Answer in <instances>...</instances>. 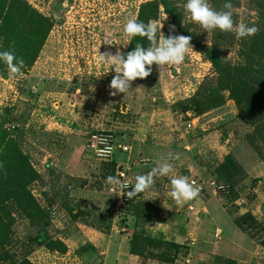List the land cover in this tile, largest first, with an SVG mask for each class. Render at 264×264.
Wrapping results in <instances>:
<instances>
[{
	"label": "rangeland",
	"instance_id": "rangeland-1",
	"mask_svg": "<svg viewBox=\"0 0 264 264\" xmlns=\"http://www.w3.org/2000/svg\"><path fill=\"white\" fill-rule=\"evenodd\" d=\"M149 1L0 0V28L6 33L0 34V51H11L22 61L15 74H9L0 63V132L17 145L16 154L27 166L24 169L19 161L11 163V155L8 151L5 154L7 147L1 146L0 167L4 170L0 179H7L5 175L14 169L26 179L23 196L30 194L38 202L33 214L39 216L43 209L49 212L46 236L53 239L51 249L31 245L28 259L32 264H95V258L92 262L77 259L73 252L83 231L92 228L104 234L99 238L110 247L104 255L106 264L111 263L108 258L119 260L118 256L123 259L119 264L153 263L126 257L137 227L132 217H127L130 227L121 225L126 217L108 199L106 180L101 178L102 161L86 149L90 134L105 130L115 132L119 140L132 146L133 182L159 163L172 164L168 176H154L151 186L134 197L133 210L135 206L158 209L159 220L140 222L145 235L192 245L189 264H224L225 259L227 264L232 260L236 264H264V131L238 117L232 96L224 90L185 133L187 122L174 108L183 102L187 106L201 85L214 77L210 63L194 43L190 42L193 50L181 64L165 66L161 72L153 64L147 77L130 83L127 94L110 95L114 90L108 85L114 72L98 60V54L117 48L128 52L137 43L149 46L151 42L145 37L123 33L127 19L139 21L145 11L143 4ZM239 4L238 21H256L259 15L250 0ZM185 15L187 28L197 29L195 42L208 40L207 31ZM149 21L162 26L165 37L170 34L169 26L174 25L162 8ZM171 34L184 35L176 27ZM8 125L16 129L8 131ZM194 130L204 132L191 141ZM227 156L245 174L241 180L232 181V186L221 181L228 192L217 193L204 186L200 190L198 184V194L190 201L177 203L169 195L172 177L184 176L190 183L194 178L209 182L204 179L212 176L215 166L224 164L225 168ZM256 179L263 182L253 189L250 186ZM233 190L241 200L233 199ZM240 203L244 207H238ZM9 211L15 220L12 238L17 241L11 250L20 257L25 252L23 245L37 228L29 218L16 213L19 211ZM248 212L263 224L262 230L251 231L254 238L240 232L234 223L236 215ZM2 217L6 224L7 218ZM217 228L222 230L221 240L214 236ZM63 243L69 246L65 253H61Z\"/></svg>",
	"mask_w": 264,
	"mask_h": 264
},
{
	"label": "trees",
	"instance_id": "trees-1",
	"mask_svg": "<svg viewBox=\"0 0 264 264\" xmlns=\"http://www.w3.org/2000/svg\"><path fill=\"white\" fill-rule=\"evenodd\" d=\"M239 1L241 0H207L209 6L216 11L226 10L223 6L226 2H229L232 6L231 11L233 13L232 19L234 27L237 23H240L238 21L240 15L237 11L240 9L241 5ZM184 2L185 0H152L146 2L142 6L143 11H145L141 14L139 19V21H143L144 23L149 22V20L157 17L160 8H162L165 13L171 17V23H173L182 34L191 38L190 42L194 43L199 53H201L203 58L210 63L212 67V74L214 76L212 80L201 85V91H197L198 93L190 98V105L188 104L185 106V102L182 103L183 105L177 104L174 108V110L176 108L179 109L175 111L177 112L176 114H182L181 119L183 118L186 122L195 118L201 119V116L209 109L210 103L219 95L218 92L226 90L230 93L237 106L238 117H240L245 124H248V126H255L257 129L264 131V0H250L253 9L255 8L259 15V17L255 19L256 21L248 19L249 22L247 25H254L256 27V31L252 36L237 38L234 30L231 32H222L219 29H213L205 34L210 36V38L200 42H195L196 36L194 34H197L196 27L192 26L190 31L185 22H183L186 16L183 8ZM0 34L6 33L2 32L0 28ZM197 97H200L201 101H199ZM187 114H190V116ZM203 132L202 130H194L189 138L193 141L192 139L202 136ZM93 133H112L117 137V134L113 131L105 130ZM261 138L262 141H264V133L261 134ZM8 139L5 133L0 132V147H7L5 154L7 151L9 152L13 159L11 163L15 164L16 162L17 164L21 162V165H23L25 169L27 167L24 165L26 162L16 154L18 153L16 148L17 145L13 143L12 140ZM122 156L120 152H117V157H115L112 162H101L103 167L101 178L103 181L106 180L104 183L107 189L111 183L107 182L106 178L109 176L114 178L117 159ZM132 158L133 155H131V161L133 160ZM225 160V168L224 164L215 166L212 176H209V178L205 180H214L218 185H223L221 181L226 180V182L232 186V181L237 179L241 180V178L245 176L239 166L235 164L229 156H227ZM2 170L4 169L0 167V172H2ZM9 171L10 175H5L7 173L4 172L7 179L5 178L3 181L0 179V190L2 191V193H0V261L3 264H32L28 259L31 252L28 249L31 248V245L36 244L37 246H45L51 249V244L53 243V239L46 236V229H48L47 225H49L50 219L49 212L41 208L43 210L40 211L39 216L33 214L35 212L33 207H37L38 209V202H36L30 194H28L26 198L23 196L25 185L28 182L20 175L18 170L14 169V171ZM27 173L30 174L31 172ZM253 182V185L250 187L254 189L259 180L256 179ZM224 187L228 192V188L226 186ZM246 187L242 189L244 190ZM230 193H232V187H230ZM233 196L235 200L240 199L238 194H235L234 190ZM134 197L135 196H131L128 204L117 211L119 214L120 212L125 214L126 219L124 217L122 218V226L130 227L131 225L128 224L127 217H132L133 226L134 228L137 227L134 233L131 234L132 236L128 243L129 253L139 258H144L146 259L145 261H154L158 264H189L187 257L191 256L190 252L193 248L192 245L179 243L174 239H166L162 236L156 238L144 234L145 231H142L139 227L140 222H142V220H144V222L159 220L158 209L150 206L151 208L149 207L147 210H141L135 206L133 210L132 205ZM108 199L112 207L114 206L115 208V198L108 194ZM7 201L9 202L7 203ZM238 207L242 208L244 205ZM9 210L19 211L16 213L20 216L24 215L29 218L36 224L37 228L36 234L34 233L35 230H33V234L28 237V245L27 243L23 245L26 248L25 252L22 253L20 257H18V255L16 256L11 250L13 246H16L17 241L14 242L12 238L14 234L11 233V227L15 220L11 216L12 211ZM68 212L72 213L70 207ZM3 215L4 218H7L6 224H4ZM73 217H76V215H73ZM234 223L240 232L249 233L251 238H254L253 231L262 230L263 228L262 222L251 212L244 215H236ZM32 226L31 224L30 227L32 228ZM262 231L264 232V228ZM61 246V253H65L68 247L65 243ZM91 251H93V247L89 244L81 245L75 250L76 255L79 257L90 254ZM227 262L228 260L225 259L223 263L227 264ZM144 264H146V262H144ZM195 264H198V262H195ZM230 264H236V262L232 260Z\"/></svg>",
	"mask_w": 264,
	"mask_h": 264
},
{
	"label": "clouds",
	"instance_id": "clouds-1",
	"mask_svg": "<svg viewBox=\"0 0 264 264\" xmlns=\"http://www.w3.org/2000/svg\"><path fill=\"white\" fill-rule=\"evenodd\" d=\"M223 7L226 10L216 11L209 6L207 0H185L183 5L184 11L190 16L191 20L206 30L207 33L213 29H219L222 32L234 30L237 38L252 36L255 33L256 27L254 25L249 26L241 22L234 27L231 4L226 2ZM161 27L152 21L144 23L132 18L127 19L123 25V33L128 37H145L151 42L149 46L142 47L137 43L128 52H122L120 48H117L115 52L109 49L98 54V60L101 63L110 65L114 72L108 85L110 90H114L110 91V95H116L117 93L127 94L130 91V83L136 78L147 77L153 64L161 72L165 66L181 64L188 55L189 50H193L189 36L171 34L175 31V25L169 26L170 34L167 37L162 33ZM157 33L160 34L158 37ZM105 43L111 45L107 40ZM14 60L16 61L15 63H13ZM0 63L7 67L9 74H15L18 72L22 61L15 57L13 52L3 50L0 51ZM171 170L172 164L168 162L157 164L146 174L137 175L130 190L124 194L130 197L142 193L151 186L154 176H168ZM106 179L109 183H119L111 176ZM170 184L171 191L169 195L177 203L192 200L199 191L198 187H195L184 176L172 177Z\"/></svg>",
	"mask_w": 264,
	"mask_h": 264
},
{
	"label": "built area",
	"instance_id": "built-area-1",
	"mask_svg": "<svg viewBox=\"0 0 264 264\" xmlns=\"http://www.w3.org/2000/svg\"><path fill=\"white\" fill-rule=\"evenodd\" d=\"M187 115L190 116V114ZM194 121L195 119H192L186 123L187 127H185V133H189V128L194 125ZM7 129L8 131H11L15 129V126L8 125ZM86 149L91 156H93L96 160L102 162H112L115 157H117V152H120L121 155H123L121 158L117 159V166L114 174V178L119 181V183H111V185L107 189V192L116 200V211H118L121 207H125L131 199V196L127 197V195H125L124 193L130 190L133 184V179L131 177L132 146L129 143L119 140L112 133H92L87 139ZM209 180L210 181L207 182L194 178L191 183L196 187L198 186V184H200V190H202L204 186L209 190H213L217 193H224L226 191L223 185H218L214 180ZM262 182L263 180H259L258 183L261 184ZM238 205L240 206L242 205V203ZM190 209H192V207H190ZM214 233L215 238H219L222 232L220 229H217L216 231H214Z\"/></svg>",
	"mask_w": 264,
	"mask_h": 264
},
{
	"label": "crops",
	"instance_id": "crops-1",
	"mask_svg": "<svg viewBox=\"0 0 264 264\" xmlns=\"http://www.w3.org/2000/svg\"><path fill=\"white\" fill-rule=\"evenodd\" d=\"M182 214L183 213H181V215ZM181 215H180V217H181ZM179 219H181V218H179ZM213 231H215V229ZM80 236H81V241H78V245L73 250V252H75V250L77 248H79L81 245H86V244H89L90 246H92L93 251H91L90 254H85L83 257H79L77 255V259L78 258L79 259H87L88 261L91 260V262H92V258H95L96 259L95 264H106L105 262L107 260V258H106L107 256H104V255H106V253H108L106 249H110V247H107L104 243H102L101 239H103V237L99 238V236H104V234L101 232H98L92 228V229H88L87 232L83 231V235H80ZM219 240H221V238ZM235 245H237V244H235ZM124 256H126V255H124ZM118 257H119V260L117 258H116V260H113L112 258H108V259H111L110 264H115L116 263L115 261H118V264H119L120 261H122L123 259H121L120 256H118ZM126 257L129 258V260L131 258L133 261H135V259H137V261H139L138 256H134V255H131L129 253V246H128V256H126ZM152 262L153 263L150 262L149 264H157V262H154V261H152Z\"/></svg>",
	"mask_w": 264,
	"mask_h": 264
}]
</instances>
